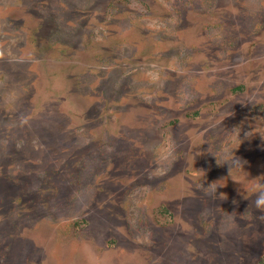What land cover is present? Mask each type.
<instances>
[{
	"label": "rangeland",
	"instance_id": "obj_1",
	"mask_svg": "<svg viewBox=\"0 0 264 264\" xmlns=\"http://www.w3.org/2000/svg\"><path fill=\"white\" fill-rule=\"evenodd\" d=\"M260 182L264 0H0V264H264Z\"/></svg>",
	"mask_w": 264,
	"mask_h": 264
},
{
	"label": "clouds",
	"instance_id": "obj_2",
	"mask_svg": "<svg viewBox=\"0 0 264 264\" xmlns=\"http://www.w3.org/2000/svg\"><path fill=\"white\" fill-rule=\"evenodd\" d=\"M261 185H264V183H261ZM210 185H208L206 188H208ZM215 191V189H214ZM254 203V206L257 208V209H262L264 208V190H261V191H258L256 196H255V199L253 201Z\"/></svg>",
	"mask_w": 264,
	"mask_h": 264
},
{
	"label": "flooded vegetation",
	"instance_id": "obj_3",
	"mask_svg": "<svg viewBox=\"0 0 264 264\" xmlns=\"http://www.w3.org/2000/svg\"><path fill=\"white\" fill-rule=\"evenodd\" d=\"M236 89H241V88L238 87V88H236Z\"/></svg>",
	"mask_w": 264,
	"mask_h": 264
}]
</instances>
